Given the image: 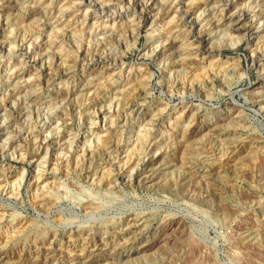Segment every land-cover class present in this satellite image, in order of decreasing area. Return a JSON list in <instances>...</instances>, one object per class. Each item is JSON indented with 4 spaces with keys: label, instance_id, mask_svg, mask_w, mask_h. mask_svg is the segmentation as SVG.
I'll return each instance as SVG.
<instances>
[{
    "label": "rangeland",
    "instance_id": "obj_1",
    "mask_svg": "<svg viewBox=\"0 0 264 264\" xmlns=\"http://www.w3.org/2000/svg\"><path fill=\"white\" fill-rule=\"evenodd\" d=\"M263 21L0 0V264H264Z\"/></svg>",
    "mask_w": 264,
    "mask_h": 264
},
{
    "label": "bare ground",
    "instance_id": "obj_2",
    "mask_svg": "<svg viewBox=\"0 0 264 264\" xmlns=\"http://www.w3.org/2000/svg\"><path fill=\"white\" fill-rule=\"evenodd\" d=\"M177 1V0H176ZM81 2V1H80ZM206 2H208V1H206ZM200 3H201V1H200ZM199 3V4H200ZM225 4H227V2L225 3ZM120 5V4H119ZM122 6V5H121ZM199 6V5H198ZM206 6H207V3H204L203 5H200L199 7H196L197 9H202L203 8V12L202 13H204V10H206ZM226 7L228 6V5H225ZM226 7H224L223 8V6H222V8H220V9H222V11H223V13H224V11H226ZM243 7V6H242ZM188 9V8H187ZM240 9V8H239ZM237 10V9H236ZM112 11V10H111ZM178 11V10H177ZM187 11V10H186ZM235 13H237V12H235ZM189 14V13H188ZM200 14V13H199ZM166 15V14H165ZM200 15H202V14H200ZM205 15V14H204ZM204 15H202V17L204 16ZM199 16V15H198ZM229 16V15H228ZM255 16V14L254 15H249V14H247V12L246 11H244V10H241V12H240V14L237 16V17H239L238 18V20H236L235 22H233V20H234V13H232V14H230V16L227 18V20H229L231 23H233V24H235L237 21H241V19L242 18H244V19H246V18H248V17H251L252 19V21L254 20V17ZM201 17V16H200ZM202 17L200 18V20L202 19ZM257 17V16H256ZM156 19V18H155ZM199 20V21H200ZM220 21H222V19L220 20ZM197 22V21H196ZM196 22H193V24H197ZM264 22V21H263ZM244 24V26L245 25H247L245 22H243ZM203 25V24H202ZM243 25H241L242 27H244ZM196 26V25H195ZM241 28V27H240ZM255 29H258L259 30V27H254ZM257 30V31H258ZM134 32V31H133ZM201 33V32H200ZM152 38H154L153 36H152ZM212 38H211V36H208V38H205L204 39V42L205 41H209V40H211ZM238 39V38H237ZM31 42V41H30ZM1 43V42H0ZM203 43V42H202ZM209 43V42H208ZM259 43V42H258ZM232 44L233 43H231L230 44V46H232ZM234 45H235V43H234ZM233 45V46H234ZM164 46V45H163ZM209 47V46H208ZM50 48V47H49ZM156 48H157V46H156ZM264 48V47H263ZM11 49V48H10ZM48 49V48H47ZM258 49V48H257ZM211 50V49H210ZM213 50V49H212ZM264 50V49H263ZM57 51V50H56ZM155 51H156V49H155ZM153 53V52H152ZM210 53V52H209ZM212 53V52H211ZM156 54V53H155ZM119 55V54H118ZM210 57V56H209ZM161 58V57H160ZM50 59V58H49ZM62 59H63V57H62ZM200 59V58H199ZM179 60V59H178ZM211 61H213V60H211ZM177 62V61H176ZM183 62V61H182ZM19 63H20V61H19ZM23 63V62H22ZM21 63V64H22ZM222 64V63H221ZM232 65H234V64H232ZM10 68H9V70H11L10 72H12L11 74L12 75H15V74H17V72H18V70H19V64L17 65V63L16 62H14V63H12L10 66H9ZM220 69V68H219ZM18 80V79H17ZM185 82V81H184ZM130 88V87H129ZM133 112H134V109H133ZM256 112L258 113V112H260V110L258 111V110H256ZM128 113V112H127ZM105 116V115H104ZM143 134V133H142ZM108 135V134H107ZM145 136V135H144ZM101 139V138H100ZM97 141V140H96ZM101 142V141H100ZM136 143V142H135ZM103 144V143H102ZM89 147V146H88ZM2 158H4V157H2ZM137 165V164H136ZM137 167V166H136ZM149 178V177H148ZM71 239V238H70ZM77 239V238H76ZM75 239V240H76ZM89 239V238H88ZM85 242V241H84Z\"/></svg>",
    "mask_w": 264,
    "mask_h": 264
}]
</instances>
